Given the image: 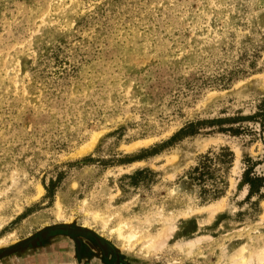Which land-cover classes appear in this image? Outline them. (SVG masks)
I'll use <instances>...</instances> for the list:
<instances>
[{"label":"rangeland","instance_id":"1","mask_svg":"<svg viewBox=\"0 0 264 264\" xmlns=\"http://www.w3.org/2000/svg\"><path fill=\"white\" fill-rule=\"evenodd\" d=\"M260 110L264 0H0V256L264 264Z\"/></svg>","mask_w":264,"mask_h":264},{"label":"trees","instance_id":"2","mask_svg":"<svg viewBox=\"0 0 264 264\" xmlns=\"http://www.w3.org/2000/svg\"><path fill=\"white\" fill-rule=\"evenodd\" d=\"M231 125L235 124H242L245 122L254 123L258 126V134L260 135L261 139L264 141V111L260 110L259 112L255 113L252 116L248 117H237L229 120ZM228 131L234 135H239V130L236 129H227ZM192 134V133H191ZM222 158H226V155H221ZM248 163L252 162L251 160L247 161ZM215 165V159L211 155H205L202 160L199 162L197 167L193 169V177L194 181L204 182L207 179H211L215 170L213 169ZM255 164H251L245 168L242 174V183L248 187L249 195H261V190L264 188V173L257 174L255 173L254 167Z\"/></svg>","mask_w":264,"mask_h":264},{"label":"flooded vegetation","instance_id":"3","mask_svg":"<svg viewBox=\"0 0 264 264\" xmlns=\"http://www.w3.org/2000/svg\"><path fill=\"white\" fill-rule=\"evenodd\" d=\"M56 235V234H55ZM53 234L45 233L40 236L41 241L47 242L49 239L53 238ZM38 240L33 241V245ZM46 246V245H45ZM95 250L84 248L85 251L77 253L81 260H85L84 264H132L127 262L122 258L116 251L109 249L108 247H103L101 243L94 241ZM78 252V251H77ZM16 253H20L18 250L9 251L6 254L0 256V264H16L13 262Z\"/></svg>","mask_w":264,"mask_h":264}]
</instances>
